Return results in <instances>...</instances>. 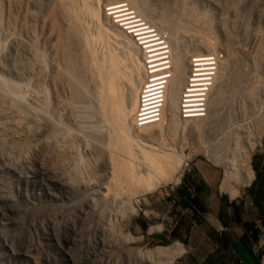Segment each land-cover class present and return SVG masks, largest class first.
<instances>
[{
  "label": "rangeland",
  "instance_id": "374dc122",
  "mask_svg": "<svg viewBox=\"0 0 264 264\" xmlns=\"http://www.w3.org/2000/svg\"><path fill=\"white\" fill-rule=\"evenodd\" d=\"M133 1L101 0V3L98 4L96 0H0V53H3L0 55V78L10 79V83L21 84L22 90L19 89L20 87L16 88L19 94L17 100H23L19 102L21 105H25L27 110L30 108L29 111L34 114L36 112L32 118V115H28L24 111L25 109H22L23 115L19 114L18 116L17 113L21 112L18 107L13 106L11 98L0 96V100L2 99L0 101V122H3L0 123V137H4L5 141L4 146L0 145V264H138L135 261L136 258L132 256V253L138 249L168 247L175 242L181 243L185 252L177 257L173 264H193L194 258L188 250L187 242L194 226L204 223V218L211 212L207 206L208 203H217L218 201L224 203V209L222 208L220 215L223 216L226 223L224 225L226 227L222 231H227L235 226L232 218H234L236 210L243 217L255 215L254 212H249L242 203L264 201V0H143L147 4L148 18H151V21L156 25L154 27L149 21L152 26L148 24L144 20L146 18L134 9ZM54 6L59 12L56 16L57 24L54 23V19L50 15V10ZM110 9H114V12H119L118 10L132 12L134 17L137 14L139 16V18L136 17L138 23L143 27L153 28L158 37L173 38L174 36L176 45L184 59L181 87L184 91L188 87L187 82L190 77L189 61L197 56L218 55L221 67L214 89L219 86L224 94L221 93L223 99L221 98L220 106L214 117L209 114L210 110L205 111V115L201 118H184L175 110H173L174 114L169 111L173 106H178L181 103L182 90L178 91L179 93L176 95L174 93L173 80L176 77V74L173 73L174 70L170 68L156 75H149L142 65L139 74L132 62L126 60L128 58L125 57L127 49L124 48V50L121 47L125 53L118 49L120 48L119 43H116L112 37L107 35L103 37L100 25L92 18L93 13L100 12L103 15L107 10L110 12ZM65 13L71 16H66ZM112 18L114 19L112 20ZM72 19L83 35L84 42H81L86 44L85 50L88 54V75L91 74L90 77L88 76V80H91L88 81L85 92H90L88 94L91 99L89 97L88 101L94 100L98 103L99 110L103 104L100 80L105 72H110L107 67L112 64V72L115 77L111 81V90L108 88L106 90L108 104L105 107L107 112L110 109V115L106 114V110L103 108L101 111L103 110L102 112L105 114L95 110L96 107L93 106H96V103L94 101L91 102L89 110L88 106L85 108L81 105L80 107L73 105L72 93L69 94L71 90L65 82V78L64 82L58 83L59 88L55 86L56 82H53V76H56L55 72L59 68L62 73L65 71L63 69L65 61L57 52H59V44ZM116 22L115 15H110L105 27L108 28L111 26L110 24L114 23L118 24ZM132 40L135 39L132 37ZM15 45L16 47H14ZM5 52L6 54H4ZM27 52L38 54L41 61V67L39 71L37 70V73L40 74L37 75L40 77H37L36 82L31 81L29 86H25L23 83L26 81L22 80V82L11 72L10 68L13 70L12 59H8L15 53L24 57ZM107 52L111 54V63L109 59L105 58V56L110 58ZM115 60L116 66H114ZM60 69L59 71H61ZM64 76L67 77L66 74ZM59 84H62V87ZM216 90L214 91L216 92ZM215 92L211 91L213 95L210 94V96H214ZM212 96L210 98H213ZM62 103L64 111L60 109ZM66 103L71 106H66ZM47 106H51V108ZM13 110L18 111L13 114ZM42 111L46 112L48 116L44 115L45 113L42 114ZM24 112L32 119H24ZM59 112L60 118L58 117ZM9 114L12 115L9 116ZM56 114L57 116H53ZM21 115L23 116L21 119L27 121L19 120ZM49 115L51 118L56 117V120H50ZM62 115L63 118H61ZM104 115H109L108 119L110 116L112 117L110 120L116 123L114 124L115 128ZM15 116L24 128L18 138L12 139L8 131L9 126L12 127L13 123H16ZM217 116L218 118L213 119ZM8 117H11L9 121ZM45 117L49 119L47 123L51 127H46L48 125L44 123L47 120L44 119ZM104 119L110 121L109 124ZM56 123L63 125L60 124L61 127ZM55 124L59 126H57L58 129L64 132L65 138H68V141L66 140L68 147L73 150L75 148L74 151L78 150L77 152L70 150L69 155L68 152L62 153L66 158L70 156L71 160L63 159L64 156L60 155L63 163L66 161L67 165L72 164L68 165L69 168L75 166L78 168L76 176H72L76 183L66 180L71 178L69 171L66 174V171V173L64 171L61 173L59 170L60 163L55 161L61 157L57 159L47 157L46 153H41L42 146L47 144L48 138L51 136L49 129L54 128L50 132L58 131L53 126ZM65 126L69 129L67 130ZM94 126L97 127L92 130ZM112 128L113 130H111ZM116 129L120 130L116 132ZM23 130L27 132L24 133ZM89 130L93 133H90ZM110 131H115L117 135ZM2 133L4 136L1 135ZM112 133L114 137H111ZM48 134L50 136H47ZM85 137L87 138L85 139ZM88 137L90 139L87 141ZM5 138L7 139L5 140ZM70 138L72 142L69 140ZM98 139L99 144L94 142H98ZM90 140L92 141L89 142ZM147 140H150L151 143ZM152 140L155 142L154 144ZM129 142H133V145L134 143L140 145V153L136 150L138 156L141 155L137 160L139 165L144 168L145 164L143 165V163L146 162L153 169L151 176L144 175L142 185L137 184L135 180L131 181V177L127 175L129 160H127L128 154L125 151L131 144ZM157 143L162 145L160 149L164 152L176 154L180 160V165L168 176L163 172L166 169L160 167L161 162H152V157H155L154 154L158 152L148 147L151 145L158 148ZM252 143H254V148L249 154V159L252 169L254 166L257 167L255 171L253 170L255 178L248 187L240 189L236 198L231 199L228 195L219 192L223 166L217 164L210 156L211 159L209 154L221 155L226 152L229 155L234 146L246 147L247 150ZM100 145H107L108 148L105 146L106 148L102 147L101 149ZM91 146L94 147L91 148ZM94 148H100L98 153H102L99 156L101 158L97 157L99 154ZM123 149L125 150L123 151ZM79 150L82 151L78 154ZM89 150L91 151L89 152ZM102 150L105 151H103L105 154ZM5 154L10 155L9 160L15 163L13 165L17 169L14 170L11 167L12 164ZM2 155L5 156L4 159H2ZM181 155L183 156L181 157ZM12 156L15 158L12 159ZM44 156L45 158H43ZM77 158L79 159L77 160ZM167 160L169 165L174 163L173 159V162L171 159ZM195 162L208 163L218 170L219 176L215 185L206 186L202 176L194 168ZM53 171L60 172L54 173ZM25 173H28L29 176L27 177ZM114 173L116 176H113ZM63 174H66L67 178ZM259 175L261 180L254 187L253 183ZM75 178H78L77 181ZM150 179L158 180L159 185L153 189L144 188ZM98 180L102 181L100 182L102 184ZM103 185L105 186L102 189ZM197 185L200 186L201 191L196 197L194 188ZM113 194L121 200L116 199L117 197L114 198ZM191 194L194 199H190ZM195 198H198L201 205L203 203L201 208L197 210L188 208L191 203L193 204ZM114 199L118 201L119 206L121 203L124 205L119 207ZM233 203H239L240 209H237V206L234 207ZM108 205L109 207H107ZM104 206L106 209L102 210L105 208ZM131 206L136 209L135 213H131V209H129ZM257 216L259 214L254 217ZM100 217L103 218V221ZM110 217L113 219L111 218V220ZM263 218L259 217L257 222L264 224ZM102 223H104L103 226H101ZM162 223L164 225L162 236L164 237L159 238L156 236L158 234L155 226ZM205 229L210 231L206 226ZM109 230L116 232V239L123 238L125 246H122L119 240L118 244L120 243V245L117 246L116 243L117 247L113 246L111 250H108L106 257L109 262L104 255L103 261L105 262L99 263L98 253L105 243L103 234ZM146 231H149L150 235H147ZM259 234L262 240L260 243L264 244V229H261ZM114 241L116 240L114 239ZM257 248L255 250L259 255L258 264H261V261L264 263V246L262 249Z\"/></svg>",
  "mask_w": 264,
  "mask_h": 264
},
{
  "label": "bare ground",
  "instance_id": "6f19581e",
  "mask_svg": "<svg viewBox=\"0 0 264 264\" xmlns=\"http://www.w3.org/2000/svg\"><path fill=\"white\" fill-rule=\"evenodd\" d=\"M132 1V0H131ZM96 2L98 3V4H100L101 3V0H96ZM133 4H134V9L140 14V15H142V16H144L146 19H144L148 24H150V23H152L153 24V27H154V25H155V23L153 22V21H151V18H148V14L146 13V11H147V4H146V2H144L143 0H134L133 2H132ZM108 5H110V4H108ZM52 8V7H51ZM64 8V7H63ZM50 9V8H49ZM64 10H66V9H64ZM63 10V11H64ZM114 9H110L109 11L110 12H108V10H107V12L105 11V14L103 13V15L102 14H100V12H95V13H93V19L95 20V22H97L99 25H100V29L102 30V32H103V34L102 35H104L103 37H106V35L107 36H109L110 38L112 37L113 39H114V41L116 42V43H119L118 45L120 46V48H118V49H120V50H122V48L121 47H123V49L124 48H126L127 49V54L125 55V57H128V58H126V60H129V61H131L132 62V64H133V67H135L136 69H137V71L139 72V74L141 73V68H142V65H143V68H144V70H145V72L146 73H149V75H156V74H158V73H161V72H164V71H167V70H169L170 68H172L173 70H174V75L176 74V77H175V79L173 80L174 82V93H175V95L177 94V93H179L180 92V90H182L181 89V87H182V84H183V69H182V62H184V59H183V56L180 54V51H179V48L177 47V45H176V40H175V38H174V36H173V38L171 37H168V36H166V37H163V38H161V37H158V38H152L153 36L152 35H146L145 37H140V38H138V39H140V40H142V39H144V42L143 43H145V44H143V45H138V42L136 41L137 39H136V37H139L140 35L139 34H143V32L141 31V32H139V30H142V28L141 27H139V26H141L140 24H138V21L136 20V17L137 18H139V16L137 15V14H135V13H133V14H135L136 16L135 17H132V16H130V15H132V12L130 13V12H128V11H124V10H118L119 12H114L113 11ZM51 16L53 17V19H54V23L55 24H57L56 22H57V18H56V16H57V14H59V12H58V10H57V8L54 6L51 10ZM69 11V10H68ZM66 12H67V10H66ZM68 13V12H67ZM65 15H66V13H65ZM113 16V15H115V19H117V22L116 23H118V24H116L115 25V23L112 25V24H110L111 26H109L108 28H106L105 27V24H107L108 23V16ZM66 16H71L70 14L69 15H66ZM114 18H112V20H113ZM143 20V21H144ZM141 21H142V19H141ZM140 21V22H141ZM150 23H149V22ZM137 22V23H136ZM70 25L68 26V28H67V31H66V33H65V35L63 36V38L61 39V42H60V44H59V47H58V50H59V52H57V53H59V55H60V57L62 58V60L63 61H65L64 63H65V68H63V69H65V71L62 73V70L61 71H59V69L57 70V72H55L56 73V76L54 75V73H53V79H54V81L53 82H56L55 84V86H57L58 85V83H61V82H64V78H65V82L67 83V85L69 86V88H70V90L71 91H69L70 93L69 94H71L72 95V97H71V99L73 100V105L75 104V105H79V107H80V105L81 106H88V110H89V108H90V106L92 105V103H93V101H88V100H90L91 99V97L89 96V94L88 93H90V92H85V91H87L86 90V87H88L87 86V84H88V81H90V80H88L89 78H88V72H89V67H88V54H86V50H85V47H86V44H84L83 42V40L82 39H84V38H82V36L83 35H81V32L79 31V29H78V27L74 24V20L72 19V20H70ZM115 25V27H113ZM145 25H146V23H145ZM151 25V24H150ZM152 26V25H151ZM156 26V25H155ZM117 27V28H116ZM137 27H139V28H137ZM149 28H151L150 26H149ZM159 28V27H158ZM144 29H146V32L145 33H148L149 31L147 30V28H143V30ZM169 30L171 29V28H168ZM136 31H138V32H136ZM134 32H135V34H134ZM162 32V31H161ZM164 34V33H163ZM169 35V34H168ZM171 35V34H170ZM156 36H158V34L156 35ZM132 37L135 39V40H132ZM149 38H151V39H149ZM165 38V39H164ZM81 41H83V42H81ZM135 41V42H134ZM83 44V46H82V44ZM122 45V46H121ZM119 46H117V47H119ZM14 47H16V45L14 46ZM26 49V48H25ZM24 49V50H25ZM125 50V49H124ZM124 50H122V51H124ZM17 51H18V49H17ZM21 51V50H20ZM16 52V51H15ZM19 52V51H18ZM30 52V51H29ZM125 52V51H124ZM32 54H30V53H25L26 55L23 57H21V56H19V55H17V53H15L14 54V56H12V57H8V59L9 60H11V64H12V66H13V70H12V68H10L11 69V72H13V74L15 75V77H17V78H20L21 79V81L22 80H25L24 82L25 83H23V84H25V86H29L30 84L29 83H31V81H37L36 79H37V77H40V76H38V75H40V74H38L37 73V70L39 71V68L41 67V61H40V56L38 55V54H35L34 55V52H31ZM108 53V52H107ZM126 53V52H125ZM124 53V54H125ZM1 54H3V53H0V55ZM4 54H6V52L4 53ZM8 55H9V53H7ZM109 54V53H108ZM150 54V55H149ZM22 55V54H21ZM58 55V54H57ZM58 55V56H59ZM107 55V54H106ZM110 55L111 54H109V57H110ZM212 55V54H211ZM103 56H105V55H103ZM108 56V55H107ZM1 57V56H0ZM60 57H58V58H60ZM60 58V59H61ZM105 58L106 59H109V62L111 63V60H112V57H110V58H107L106 56H105ZM147 60H150V62L149 63H147ZM108 61V60H107ZM190 62V64L192 65V60H190L189 61ZM63 64V63H62ZM189 64V65H190ZM204 65V64H203ZM36 66H37V68H36ZM114 66H116V60L114 61ZM148 66H150V68L148 67ZM191 67V66H190ZM221 67V66H220ZM220 67L219 68H217V70H216V73H215V76L212 78V80H211V82L209 83V85L211 86V88H208V90H209V93H208V97H207V102H206V108H205V111H208V110H210L209 111V114L210 115H213V117L215 116L214 114H216V111L218 110V107L220 106L219 104H220V100H222L223 99V97H221L222 95H221V93L222 94H224L223 92H221V88L219 87V86H217V87H219L217 90H216V88L214 89V85H215V82H217L216 80H217V78H218V74H219V70H220ZM55 68H57V67H55ZM108 68V70H110V72L106 69V71H108V72H105L104 73V76L102 77V80H100L101 81V83H102V85H101V87H102V91H101V93H102V95H103V104L101 105V107L104 109V110H106V114H109L110 115V109H109V112H107L108 110L105 108L106 106H107V104H108V101H107V94H106V90H107V88L109 89V90H111V87H112V80H113V78L115 77L114 76V72H112V64L110 65V67H107ZM56 70V69H55ZM54 70V71H55ZM9 71V70H8ZM53 71V72H54ZM91 73V72H90ZM107 73H110V74H107ZM38 74V75H37ZM64 74H66V76L67 77H65L64 76ZM110 75V76H109ZM240 74L238 73V76H239ZM64 76V77H63ZM90 76H91V74H90ZM89 76V77H90ZM199 76H201V75H199ZM222 77H223V75H222ZM225 77V76H224ZM229 77H230V75H229ZM228 77V78H229ZM227 78V79H228ZM52 79V80H53ZM93 79V78H92ZM101 79V78H100ZM223 79V78H222ZM227 79H225V80H227ZM230 79V78H229ZM39 80L41 81V79L39 78ZM38 80V81H39ZM234 80V79H233ZM9 81H11L10 79L9 80H6L5 78H0V96H7V97H9V98H11V100H12V104H13V106L15 105L16 107H18L19 108V112H21V111H23L22 109H25L24 111L28 114V115H32L33 116V114L34 113H32L31 111H29L30 110V108H29V110H27L28 108L25 106V105H21L19 102H22L23 100H17L18 99V97H19V94H18V92L16 91V88H19V89H21V87L22 86H20L19 84H15V83H10ZM224 81V80H223ZM228 81V80H227ZM242 81V80H241ZM23 82V81H22ZM52 82V81H51ZM239 82V81H238ZM224 83V82H223ZM230 83V82H229ZM240 83V82H239ZM221 84H222V82H221ZM225 84V83H224ZM227 84H228V82H227ZM54 85V84H53ZM60 85V84H59ZM198 85H201V84H198ZM223 85V84H222ZM36 86V85H35ZM64 86V85H63ZM99 86V85H98ZM226 86H229V85H226ZM225 86V87H226ZM58 88H59V86H57ZM56 87V88H57ZM60 87H62V84L60 85ZM26 89H27V87H25ZM96 88V87H95ZM99 88V87H98ZM97 88V89H98ZM62 90H63V88H61ZM65 89V88H64ZM100 89V88H99ZM216 90V92L214 91V90ZM226 89H227V87H226ZM22 90V89H21ZM20 90V91H21ZM24 90V89H23ZM235 90V89H234ZM19 91V90H18ZM66 91V90H65ZM94 91H95V89H94ZM179 91V92H178ZM211 91H213V92H215L214 93V96H212L213 94L211 93ZM42 92V91H41ZM63 92V91H62ZM67 92H68V90H67ZM184 93H187L186 91H184V90H182V92H181V96H180V98H181V100H182V98H184ZM106 94V95H105ZM210 94H212L211 96L213 97V98H210L211 96H210ZM93 95V94H92ZM36 96V95H35ZM224 96V95H223ZM90 97V99H88ZM96 98H97V96H95ZM94 97V98H95ZM100 97V96H99ZM8 98V99H9ZM222 98V99H221ZM4 99V98H3ZM227 99V98H226ZM2 100V99H1ZM0 100V101H1ZM6 101H7V99H5ZM45 100V99H44ZM101 100V99H100ZM9 101V100H8ZM38 101V100H37ZM226 101V100H225ZM224 101V102H225ZM39 102V101H38ZM46 102V101H45ZM92 102V103H91ZM95 102V101H94ZM97 102H98V100H97ZM182 102V101H181ZM25 103V102H24ZM47 103V102H46ZM96 103V102H95ZM100 103V102H99ZM209 103V104H208ZM7 104H10V103H7ZM20 104V105H19ZM60 104V103H59ZM58 104V106L60 107V105ZM5 105V104H4ZM4 105H1V106H4ZM32 105V104H31ZM68 105H70L71 106V104H67L66 103V106H68ZM72 105V106H73ZM97 105H98V103H96V106H93L94 108H95V110L97 109L98 110V112L99 111H101V109L99 110L98 108H97ZM30 106V105H29ZM64 106H65V103H64ZM179 106H180V104L178 105V106H173L169 111L170 112H172L173 114H174V111L173 110H175V112H177L180 116H182V114H181V112L179 111ZM208 106V107H207ZM7 107V106H6ZM12 107V106H11ZM45 107V106H44ZM48 107V106H47ZM61 107L62 108H60V109H63V103H62V105H61ZM74 107V106H73ZM75 107H77V106H75ZM83 107V108H84ZM92 107V108H93ZM99 107V106H98ZM27 108V109H26ZM48 108H51V106L50 107H48ZM65 108V107H64ZM67 108V107H66ZM86 108V107H85ZM93 108V109H94ZM46 109V108H45ZM92 109V110H93ZM177 109V110H176ZM4 110V109H3ZM32 110V109H31ZM59 110V109H58ZM57 110V111H58ZM65 109H63V111H64ZM73 110V109H72ZM77 110H78V108H77ZM86 110V109H85ZM95 110H93L94 112H95ZM221 110V109H220ZM16 111H18V110H16ZM16 111H14L13 110V114H14V112H16ZM40 111V110H39ZM48 111V110H47ZM67 111V110H66ZM74 111H75V109H74ZM103 111V110H102ZM101 111V113H103ZM3 113H4V111H2ZM5 112H6V110H5ZM25 112H24V119H30L29 118V116L27 115V114H25ZM31 112V113H30ZM35 112V111H34ZM92 112V111H91ZM97 112V111H96ZM95 112V113H96ZM97 112V113H98ZM113 112V111H112ZM43 113H45L44 115H47L48 116V114L46 113V112H44V111H42V114ZM50 113V112H49ZM76 113V112H75ZM93 113V112H92ZM105 113H103V114H105ZM206 113V112H205ZM19 114H22V112L21 113H17V115L19 116ZM35 114H36V112H35ZM34 114V115H35ZM42 114H41V116H42ZM62 114H64V113H62ZM12 115V114H11ZM10 114H9V116H11ZM23 115V114H22ZM20 116V119H19V117H18V119L19 120H21L22 122L23 121H27V120H23V118L21 119V117H23V116ZM44 115H43V117H44ZM60 112H59V118H60ZM70 115V114H69ZM102 115V114H101ZM109 115L107 116H105V118H107L108 119V117H109ZM26 116H28L27 118H26ZM53 116H57V114L56 115H53ZM64 116H65V114H64ZM91 116H93V115H91ZM97 116V115H96ZM99 116V115H98ZM114 116V115H113ZM49 117H50V115H49ZM58 117H57V119H58ZM102 117V119L104 118L103 117V115L101 116ZM9 118H11V117H8L7 119H8V121H9ZM14 118V117H13ZM12 118V119H13ZM17 118V116H15V119ZM32 118H34V116L32 117ZM31 118V119H32ZM35 118H36V116H35ZM56 117H50V120L51 119H55ZM61 118H63V115H62V117ZM93 118H95V117H93ZM112 117L110 116V119H111ZM216 118H218V116L217 117H215V118H213V119H216ZM11 119V120H12ZM44 119H47V117H45ZM68 119V118H67ZM100 119V118H99ZM107 119H104V120H106L107 122H108V124H109V122L111 121L112 122V120H110V119H108V120H110V121H108ZM10 120V121H11ZM17 120V119H16ZM15 120V122L16 123H13V120H12V123H13V125H12V127L11 126H9L10 127V129H9V135H10V137L12 138V139H16V138H18L19 136H20V134H21V131H22V128H24L23 127V125H21L22 123H19L18 122V120L16 121ZM38 120V119H37ZM49 119H47L46 121H44V123H47V121H48ZM56 120V119H55ZM61 120V119H60ZM103 120V121H104ZM116 120V119H115ZM7 121V120H6ZM29 121V120H28ZM54 121V120H53ZM85 121V120H84ZM96 121V120H95ZM97 121H98V119H97ZM105 121V122H106ZM55 122V121H54ZM60 122H62V120L60 121ZM99 122H101L100 120H99ZM98 122V123H99ZM212 122V121H211ZM214 122V121H213ZM1 124L3 123V122H0ZM7 124H8V122H6ZM86 123V122H85ZM97 123V122H96ZM51 124H53V123H51ZM56 124H58L59 126H61L62 127V123H56ZM55 124V125H56ZM60 124H62V125H60ZM74 124H75V122H74ZM100 124V123H99ZM99 124H97L98 126H99ZM102 124V123H101ZM103 124H106V123H103ZM112 126H113V128H115V125L114 124H116V123H113L112 122ZM6 125V124H5ZM24 125H26V124H24ZM46 125H48V123L46 124ZM53 125L55 128H57V126L58 125ZM66 125V124H65ZM111 125V124H110ZM1 126H3V125H1ZM7 126V125H6ZM58 126V127H59ZM89 126V125H88ZM111 126V127H112ZM27 127V126H26ZM46 127H51L50 125H48V126H46ZM64 127V126H63ZM95 127H97V126H94L93 128H92V130L93 129H95ZM105 127V126H104ZM108 127V126H107ZM119 127V126H118ZM65 128L67 129V127L65 126ZM64 128V129H65ZM101 128V127H100ZM99 128V129H100ZM113 128L111 129V130H113ZM117 128V127H116ZM54 129V128H53ZM52 128L51 129H49V133H51V136L48 134L47 136H50L49 138H48V142H47V144L44 146H42V154L44 153H46L47 154V157L48 156H50V157H54V158H59V157H61L60 155L62 154V153H66V152H68L67 154L69 155V153H70V150H73V149H71V148H69L68 147V144H67V139L65 138L66 137V135L64 134V132L63 131H61L60 129H58L57 128V130L58 131H56V132H50V130L52 131L53 130ZM69 129V128H68ZM67 129V130H68ZM88 129V128H87ZM86 129V130H87ZM107 129V128H106ZM105 129V130H106ZM27 130H28V128H27ZM63 130V129H62ZM117 130L119 131L120 129H116V132H117ZM83 131V130H82ZM90 131V130H89ZM88 131V132H89ZM96 131V130H95ZM23 132L24 133H26L27 131H24L23 130ZM22 132V134H24ZM87 132V131H86ZM97 132V131H96ZM104 132V131H103ZM108 132H109V130H108ZM107 132V133H108ZM110 132H115V131H110ZM116 132H115V134H116ZM122 132V131H121ZM6 132H4V134H5ZM85 133V132H84ZM90 133H93V132H91L90 131ZM102 133V132H101ZM70 134V133H69ZM98 134H100V133H98ZM120 134V133H119ZM1 135H3V133L1 134ZM6 135V134H5ZM85 135V134H84ZM103 135V134H102ZM111 135V134H110ZM117 135V134H116ZM116 135H115V138H117L116 137ZM124 135H126V134H124ZM4 136V135H3ZM100 136V135H99ZM114 137V135H113V133H112V135H111V137ZM5 137H7V136H5ZM106 137V136H105ZM111 137H109V138H111ZM119 137V136H118ZM4 138V137H3ZM2 138V136L0 137V145H5V141H4V139ZM22 138V137H21ZM25 138V137H24ZM87 137H85V139H86ZM92 138H95V137H92ZM104 138V137H103ZM114 138V139H115ZM120 138V137H119ZM117 139L118 141L120 140V139ZM126 138H127V136H126ZM7 138H5V140H6ZM9 139V138H8ZM45 139H46V137H45ZM45 139H44V141H45ZM90 138L88 137V139H87V141L89 140ZM97 139V138H96ZM113 139V138H112ZM67 140V141H66ZM69 140H71V138L69 139ZM95 140V139H94ZM101 140V139H100ZM116 140V139H115ZM127 140V139H126ZM129 140V139H128ZM17 141H19V140H17ZM43 141V142H44ZM92 140H90L89 142H91ZM104 141V140H103ZM147 141H149L150 142V140H147ZM153 141V140H152ZM235 141V140H234ZM7 142V141H6ZM9 142V141H8ZM10 142H13V141H11L10 140ZM9 142V143H10ZM71 142H72V140H71ZM82 142V141H81ZM95 143H100V141H99V139H98V142L97 141H94ZM93 142V143H94ZM107 142V141H106ZM105 142V143H106ZM113 142V141H112ZM73 143H74V140H73ZM102 144H103V142H101ZM131 142H129V144H130ZM151 143V142H150ZM153 144L155 143L154 141L152 142ZM83 144V143H82ZM158 144V143H157ZM20 145V144H19ZM84 145V144H83ZM86 145V144H85ZM104 145V144H103ZM159 145V149L157 148V147H153V146H151V145H149V147L148 148H151V149H154L156 152H158V153H155L154 154V156L155 157H152V162H161L160 163V167L162 168V169H166V170H163V172L164 173H166L167 174V176L168 175H170L172 172H174L176 169H177V167L180 165V160L178 159V156L176 155V154H169L170 152H164L162 149H160V147L162 148V145H160V144H158ZM82 146V145H81ZM106 147H107V145H105ZM105 146H99V147H101V149H102V147L103 148H106ZM125 146V145H124ZM46 147V148H45ZM71 147V146H70ZM73 147H74V145H73ZM72 147V148H73ZM75 147H77V146H75ZM87 147H88V145H87ZM94 146H91V148H93ZM98 147V146H97ZM112 147V146H111ZM164 147V146H163ZM165 147H167V146H165ZM13 148V147H12ZM89 148V147H88ZM108 148V147H107ZM124 148V147H123ZM140 145L138 144V143H134V145H133V142L130 144V146L128 147V150H126L125 152H127V154L129 155H127V160H129V164H128V170H129V174L127 173V175H129L131 178V181L132 180H135V182L137 183V184H141L142 185V179H144V175H146V174H148L149 176H151L152 174H153V169L151 168V165L149 164V163H146V162H144L143 163V165L145 166L144 168H142V166H140L139 165V162L137 161L138 160V157H140V156H138L139 154H138V152L140 153ZM253 148H254V143H252L251 145H250V147H249V149H247L246 150V147H244V148H238V146L236 147V146H234L232 149H231V151L232 152H230L229 153V155L226 153V152H224L225 154H221V155H216V153H210L209 154V157L211 156L212 158H213V160L217 163V164H219V165H221V166H223V176H222V180H221V182H220V185H219V190H220V192L221 193H223V194H226V195H228L229 196V198H231V199H234V198H236L237 196H238V194H239V191H240V189L242 188V187H248L251 183H252V181L254 180V178H255V175H254V172H253V169H252V167H251V165H250V159H249V154H250V152H252L253 151ZM79 149V148H78ZM87 149V148H86ZM96 148H94V150H95ZM100 149V148H99ZM99 149H96L95 151L98 153V151H100ZM74 150H75V148H74ZM73 150V151H74ZM77 150V149H76ZM83 150V149H82ZM81 150V151H82ZM92 150V149H91ZM91 150H89V152L91 151ZM115 150V149H114ZM122 150V149H121ZM125 149H123V151H124ZM136 150L138 151V152H136ZM63 151V152H62ZM72 151V152H73ZM78 151V150H77ZM77 151H74V152H77ZM80 150H79V152H78V154L81 152ZM104 150H102V152H103ZM111 151V150H110ZM228 151H230V150H228ZM71 152V153H72ZM73 152V153H74ZM85 152V151H84ZM88 152V151H87ZM105 152V151H104ZM103 152V154H105ZM119 152H120V150H119ZM209 152H211V151H209ZM2 153V152H1ZM5 153V152H4ZM7 153V152H6ZM12 153V152H11ZM11 153H9V154H11ZM40 153V154H41ZM72 153V154H73ZM97 153H94V154H97ZM115 153V152H114ZM8 154V153H7ZM67 154H66V156H67ZM76 154V153H75ZM85 154V153H84ZM99 154V153H98ZM110 154H111V152H110ZM4 155V154H3ZM2 155V159H4V157L5 156H8V155H6L5 154V156H3ZM14 155V154H13ZM65 155V154H64ZM63 154H62V156H64ZM90 155V154H89ZM100 155H102V153L101 154H99L97 157H99ZM207 155H208V153H207ZM43 156V155H42ZM74 156V155H73ZM93 156V155H92ZM106 156V155H105ZM110 156V155H109ZM120 156V155H119ZM183 155H181V157H182ZM9 157H10V155L8 156V161L9 162H11L10 160H9ZM13 157L14 156H12L11 158L13 159ZM19 157V156H18ZM46 157V158H47ZM49 157V158H50ZM65 157V156H64ZM63 157V159H69V160H71L70 159V156L68 157V158H64ZM80 157V156H79ZM104 157V156H103ZM208 157V156H207ZM210 157V158H211ZM15 158V157H14ZM17 158V157H16ZM24 158V157H23ZM43 158H45V156L43 157ZM73 158H75V156L73 157ZM72 158V159H73ZM93 158V157H92ZM99 158H101V157H99ZM106 158V157H105ZM211 158V159H212ZM7 159V158H6ZM11 159V160H12ZM19 159V158H18ZM60 159H62V157L60 158ZM60 159H58V161H55V162H59L60 163V165H59V167L58 168H60L59 170L61 171V173L64 171H66L65 173L66 174H68V171H69V174H71L70 175V177L71 178H68V179H66V180H70L71 182L73 181V183H76V182H74V177L76 176L75 174L78 172V168H76V166L75 165H73V166H75V167H73V168H69V166L68 165H70V164H68L67 165V163H63V159H62V161H59ZM79 158H77V160H78ZM107 159H109V158H107ZM121 159V158H120ZM140 159V158H139ZM167 159H171V161H172V159H173V161H174V163L172 164H168V160ZM23 160V159H22ZM50 160H52V158H50ZM69 160H67L68 161V163H70L69 162ZM100 160V159H99ZM109 160H111V159H109ZM7 161V160H6ZM12 161H14V160H12ZM103 161V160H102ZM172 161V162H173ZM50 162V161H49ZM53 162V161H52ZM62 162V163H61ZM112 162V161H111ZM183 162V161H182ZM14 163V162H13ZM13 163L11 162V167H13L14 168V170L15 169H17L14 165H13ZM75 162L73 161V164H74ZM100 163V162H99ZM115 163V162H114ZM118 163V162H117ZM6 164H8V163H6ZM15 164V163H14ZM50 165H52V164H50ZM72 165V164H71ZM70 165V166H71ZM77 165V164H76ZM107 165H108V163H107ZM10 166V165H9ZM56 166V165H55ZM68 166V167H67ZM5 167V166H4ZM6 167H8V166H6ZM5 167V168H6ZM52 167H54L53 165H52ZM51 167V168H52ZM106 167H108V166H106ZM164 167H166V168H164ZM55 169H58V168H56V167H54ZM121 168H124V167H121ZM8 169H10V168H8ZM50 169V168H49ZM67 169V170H66ZM111 169V168H110ZM51 170H54V169H51ZM119 170V169H118ZM50 171V170H49ZM60 171H58V172H60ZM108 171V170H107ZM111 171V170H110ZM123 171V170H122ZM126 171H127V168H126ZM16 172V171H15ZM54 172V171H53ZM57 171L56 172H54V173H58ZM116 172V171H115ZM22 173V172H21ZM109 173V172H108ZM122 173V172H121ZM124 173V172H123ZM126 173V172H125ZM26 174V173H25ZM28 174V173H27ZM26 174V175H27ZM60 174V173H59ZM65 174V175H66ZM101 174V173H100ZM25 175V176H26ZM46 175V174H45ZM55 175V174H54ZM57 175V174H56ZM64 175V174H63ZM65 175H64V177H65ZM75 175V176H74ZM105 175V174H104ZM29 175H27V177H28ZM48 176V175H47ZM62 176V175H61ZM72 176H74V177H72ZM101 176V175H100ZM112 176V175H111ZM113 176H116L115 175V173H114V175ZM112 176V177H113ZM49 177V176H48ZM63 177V178H64ZM78 177V176H77ZM103 177V176H102ZM53 178V180H54V177H52ZM55 178H56V176H55ZM65 178H67V175H66V177ZM101 178V177H100ZM99 178V179H100ZM107 178V177H106ZM62 179V178H61ZM60 179V180H61ZM72 179V180H71ZM77 179L78 178H75V181H77ZM102 179V178H101ZM105 179V178H104ZM52 180V179H51ZM56 180V179H55ZM59 180V179H58ZM63 181H66V180H64V179H62ZM109 180V179H108ZM63 181H61V182H63ZM99 181V180H98ZM97 181V182H98ZM121 181V180H120ZM125 181V180H124ZM66 182H68V181H66ZM79 182V181H78ZM77 182V183H78ZM100 182H102V181H99V183ZM148 183L146 184V185H144V188H146V189H153L154 187H157L158 185H159V182H158V180L157 181H155V179H150V180H148L147 181ZM103 183H105V182H103ZM107 183V182H106ZM64 184H66L65 182H64ZM68 184V183H67ZM69 184H70V182H69ZM100 184H102V183H100ZM70 185H72V184H70ZM74 185V184H73ZM99 186H101V185H99ZM105 185H103L102 186V189H103V187H104ZM121 186V185H120ZM123 187V186H122ZM143 187V186H142ZM106 188V187H105ZM112 189V188H111ZM120 189V188H119ZM9 191V190H8ZM108 192H109V190H107ZM136 192H138V191H136ZM141 193V192H140ZM139 194V193H138ZM7 195H8V193H7ZM114 195V194H113ZM111 197V196H110ZM109 197V199H111ZM115 197H117L116 195H114V198ZM126 197V196H125ZM106 198V200H107V196L105 197ZM116 199H118V200H121V199H119L118 197L116 198ZM115 200V199H114ZM113 200V201H114ZM125 200H126V198H125ZM110 201V200H109ZM108 201V202H109ZM111 201H112V199H111ZM115 201H117V200H115ZM107 202V203H108ZM111 203V202H110ZM117 203V205L119 206V204H118V201L116 202ZM105 204V202L103 203V205ZM107 205V204H106ZM110 205H112V204H110ZM121 205H124V204H122L121 203ZM121 205L119 206V207H121ZM115 206V203H114V205H113V207ZM105 208L104 209H102V210H105L106 209V206H104ZM107 207H109V205L107 206ZM128 207V206H127ZM129 209H131V213L133 212V213H135L136 212V209L135 208H133L132 206L129 208ZM120 210V209H119ZM107 211V210H106ZM110 211V210H109ZM113 211V210H112ZM111 211V212H112ZM97 212V211H96ZM99 212H101L100 211V209H99ZM99 212H98V214H99ZM110 212V213H111ZM114 212H116V211H114ZM109 213V214H110ZM97 214V213H96ZM105 214V213H104ZM104 214H102V215H104ZM112 214H113V212H112ZM112 214H111V216H112ZM116 214V213H115ZM117 214H118V210H117ZM121 214V213H120ZM106 215H108V214H106ZM119 215V214H118ZM117 215V216H118ZM99 216H101V215H99ZM105 216V215H104ZM103 217V216H102ZM102 217H100L101 219H102V221H103V218ZM108 217V216H107ZM116 217V216H115ZM106 218V217H105ZM109 218V217H108ZM112 217H110V219H111ZM119 218V217H118ZM121 218V217H120ZM110 219H109V221H110ZM113 219V218H112ZM111 219V220H112ZM117 219V218H116ZM99 221V220H98ZM101 221V220H100ZM104 221H106V220H104ZM115 221V220H114ZM106 223H108V222H106ZM104 225V223H102V225L101 226H103ZM108 225V224H107ZM106 226V225H105ZM110 226H108V228H109ZM107 228V229H108ZM102 230H103V228H101ZM110 229V228H109ZM106 230V229H105ZM108 233H110V234H108ZM116 233V232H115ZM115 233L113 232V231H111V230H109V232H106V233H104L103 234V237H104V240H103V242H105L103 245H102V248H101V251L98 253L99 255H98V261H99V263H102V262H105V261H103V257H104V255H105V257L107 256V254H108V250H111V248L113 247V246H116V243H117V246L118 245H120V243L122 244V246H125V240L122 238V239H116L115 238V236L117 237V235H115ZM114 239L116 240V241H114ZM120 240V243L118 244V241ZM116 246V247H117ZM10 250V249H9ZM12 250V249H11ZM183 252H185L184 251V248L182 247V245H181V243H179V242H175L173 245H171V246H168V247H162V246H158V247H156V248H154V249H149V250H141V249H138L136 252H134V253H132V256H133V258H136L135 259V261L138 263V264H173V262H175V260L177 259V257H179V256H181L182 255V253ZM109 256V255H108ZM105 259V258H104ZM106 259H107V261L109 262V260H108V258L106 257Z\"/></svg>",
  "mask_w": 264,
  "mask_h": 264
},
{
  "label": "crops",
  "instance_id": "0c3cea01",
  "mask_svg": "<svg viewBox=\"0 0 264 264\" xmlns=\"http://www.w3.org/2000/svg\"><path fill=\"white\" fill-rule=\"evenodd\" d=\"M194 168L196 172L202 176L206 186L211 187L215 185L219 176L216 168L205 162H195ZM259 177L260 175L255 179V183H253L254 187L260 182L261 179H259ZM194 191L197 197L198 193L201 191L200 186L197 185ZM189 197L190 199H194L192 194ZM233 204L234 207L237 206V209L239 208V203ZM242 204L248 208L249 212H254L255 215L259 214V216L254 217L255 215H253L243 217L238 213V210H236L234 212V218H232L233 225H235L234 228L222 231V229L226 227L224 226L226 224L223 220L224 218L220 215L222 208L224 209V203H220V201L217 203H208L207 206L210 208L211 212L208 211L209 213L204 218V223L194 226L187 242L188 250L191 252L192 258H194L193 264L259 263V255L255 249L257 247V249H262L264 246V244L260 243L262 240L259 234V231L264 229V224H259L257 220L259 217H264V201L261 203ZM202 205L198 198H195L193 204L191 203V206L188 208L197 210L201 208ZM230 223L232 224V221ZM205 226L208 227L210 231H206ZM155 228L158 234L156 236L159 238L164 237L162 236L164 230L163 223L155 226ZM146 234L150 235V232L146 231Z\"/></svg>",
  "mask_w": 264,
  "mask_h": 264
},
{
  "label": "built area",
  "instance_id": "2783aa9c",
  "mask_svg": "<svg viewBox=\"0 0 264 264\" xmlns=\"http://www.w3.org/2000/svg\"><path fill=\"white\" fill-rule=\"evenodd\" d=\"M139 27L142 28V30H139V32L142 31L143 34H139L140 36L136 37L137 39L136 41L138 42V45L145 44L143 43L144 39L142 40L138 39L140 37H145L146 35H152L153 36L152 38H158V36H156L157 33L154 32L153 28H149V26L143 27V25ZM143 28H147L149 32L145 33L146 29L143 30ZM191 60H192V65L190 64L191 68L189 67L191 71L189 74L190 77L187 82V86H188L186 88L187 93H184L183 95L184 98H182L181 100L182 102L180 103L179 111L181 112L184 118H201L205 115L206 99L209 93L208 88H211L209 83L211 82L212 78L215 76L217 68L220 67V59L218 55L213 54V55H203V56L193 57ZM149 62L150 60H147V63ZM148 67L150 68V66ZM261 264L264 263H262L261 261Z\"/></svg>",
  "mask_w": 264,
  "mask_h": 264
},
{
  "label": "water",
  "instance_id": "95a60500",
  "mask_svg": "<svg viewBox=\"0 0 264 264\" xmlns=\"http://www.w3.org/2000/svg\"><path fill=\"white\" fill-rule=\"evenodd\" d=\"M256 169H257V167H256V166H254V167H253V170L255 171Z\"/></svg>",
  "mask_w": 264,
  "mask_h": 264
}]
</instances>
